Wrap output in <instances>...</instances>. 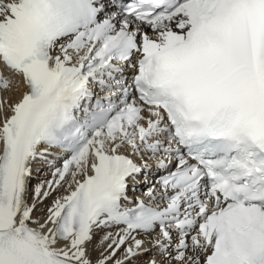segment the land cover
Wrapping results in <instances>:
<instances>
[{"label":"snow or ice","instance_id":"1","mask_svg":"<svg viewBox=\"0 0 264 264\" xmlns=\"http://www.w3.org/2000/svg\"><path fill=\"white\" fill-rule=\"evenodd\" d=\"M0 264H264V0H0Z\"/></svg>","mask_w":264,"mask_h":264},{"label":"bare ground","instance_id":"2","mask_svg":"<svg viewBox=\"0 0 264 264\" xmlns=\"http://www.w3.org/2000/svg\"><path fill=\"white\" fill-rule=\"evenodd\" d=\"M43 167V171H41L40 173H36V171H35V167H34V179H33V181H32V183L33 184H35V183H37V181L39 180V179H41V178H49L50 177V172H49V170H48V168H47V166L46 165H44V166H42ZM142 180H146V178H143ZM149 181L151 182V184H153V183H155L154 181H153V179L152 178H150L149 179ZM130 183H132L131 181H130ZM151 184H149L148 186H150ZM132 186V184H130V187ZM157 187H158V184L156 185ZM131 198H132V196H130ZM137 197H142L143 198V194H139ZM51 201H48L47 203H50ZM44 207H46V205H42L41 206V208H44ZM41 213L38 211L37 212V215H40ZM92 255H93V258H95L97 255H98V253L97 252H93L92 253ZM153 255V253H148L146 256H144V257H141V259L142 260H147L149 257H151ZM157 259H159V257H157Z\"/></svg>","mask_w":264,"mask_h":264}]
</instances>
